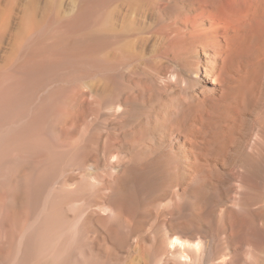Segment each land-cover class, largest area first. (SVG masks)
I'll use <instances>...</instances> for the list:
<instances>
[{"label": "bare ground", "instance_id": "6f19581e", "mask_svg": "<svg viewBox=\"0 0 264 264\" xmlns=\"http://www.w3.org/2000/svg\"><path fill=\"white\" fill-rule=\"evenodd\" d=\"M85 5L81 0L79 14ZM104 14L98 27L87 31L77 14L68 27L54 29L48 39L35 37L43 23L33 8L17 22L12 56L6 62L5 55L6 64H0V264H36V251H49L27 228L40 207L41 188L52 179L42 168L50 163L49 157L36 167L32 164L36 151L45 153L47 147L51 159L65 154L82 166L84 183L107 191L102 198L100 193L102 210L84 212L92 232L89 252L95 251L100 235L122 244L149 224L165 230L164 240L173 245L171 254L181 250L192 260L209 235L235 238L248 216L245 205L263 194L264 0H113ZM63 49L78 56L83 81H69L66 91L53 99L56 94L47 88L55 80L39 79L34 84L35 79L25 74L36 73ZM193 58L194 70L202 76L194 82H184L179 72L172 79L159 72L132 80L129 74L147 63L166 70L174 59H181V67L187 69ZM94 74V79H87ZM78 104L82 113L77 115L85 124L107 121L117 132L104 138V153H94V170L85 166L93 140L85 138L87 145L83 141L79 148L71 144L61 149L66 138L44 146L50 142L47 132L52 137L59 123L69 133L75 130L78 119L73 111ZM103 135H109L108 130ZM11 158L18 160L6 164ZM24 162L28 172L20 168ZM263 199L257 211L252 210L263 213ZM48 209L55 214L52 205ZM262 247L264 251V241ZM68 252L60 240L54 243L48 252L54 256L51 264H69ZM223 256L226 264L230 256L227 252ZM169 258L164 261L179 264Z\"/></svg>", "mask_w": 264, "mask_h": 264}, {"label": "rangeland", "instance_id": "374dc122", "mask_svg": "<svg viewBox=\"0 0 264 264\" xmlns=\"http://www.w3.org/2000/svg\"><path fill=\"white\" fill-rule=\"evenodd\" d=\"M80 1L81 0H0V26H2L1 31H0V36H1L0 37V41H1L0 42V64L5 65L7 60H9L12 56L11 46H13V44L16 40L15 34L18 32L17 30H19V23H20L19 21H21L25 10H28L29 8H33L35 11L36 19L37 20L42 19L41 21H42L44 27L42 29V26H43L42 25L41 28L39 30H37V32H39V33L41 31L40 34L35 32V37L48 39L49 35L52 34L54 29H56V28L65 29L66 27H68L69 21H71V19L77 14H78V19H79L78 23L82 21V24L80 25L82 27V30H84V31L95 30L98 27V19L100 17V14H104V13H105L104 15L108 14V12L111 9L113 0H103V2L100 3L99 5L97 4L96 0H86L85 8H84L83 12L82 13L80 12V14H79L78 8H79ZM17 22H19V23H17ZM7 23L10 25H7ZM14 23L18 24V25H15ZM2 35H3V37H2ZM45 43L48 44V41H45ZM59 53H62V54L57 56L56 59L45 61L44 64H42L39 68H37L36 73L33 71L31 72V71L27 70V72H26L27 74H25L29 79H33V78L35 79L32 81L34 84L39 79H42L41 81L47 80V78L55 80L56 83L54 82L53 84H51V86H48V88H47L48 91L50 90V92L53 96L56 94V97L53 99H57L59 97L57 95H61V94H63L64 91H66L67 86L69 85V81H72V82L74 81V82L79 83V84L81 83V81H83L82 78L80 77V64H79L78 56L75 54H72L73 52H71L70 49H63ZM5 55H8V56H6V62L4 61ZM191 61L192 62L190 65L193 64L192 65L193 67L191 66L192 68L188 67L187 69H183L181 67L182 60L181 59H177V60L174 59V60L168 62L169 64H168V67L166 70H163L162 68H161L162 69L161 70V69H159V67L154 66V64L151 65L150 63H147V64L143 65L144 69L142 68V69H139V71H135L133 73L131 72L129 74L131 76L132 75L134 76V77L132 76L133 78L131 77L132 80L136 76L138 77V78L136 77L137 79L144 78L143 76L145 75V73H148L145 76H148V75L149 76H151V75L157 76V74L159 72L162 75H166L168 78L172 79V78H175L177 76V72H179L180 76L183 77L182 80L184 82H194V80L196 78L201 80L202 79L201 74H197L196 71L194 70V69H196L195 62H194V61H196V59L193 58V59H191ZM140 74H142L143 76L141 75L142 76L141 77ZM130 75L128 76V78H130ZM95 76L96 75L94 74L87 79H89V80L94 79ZM136 78H135V80H136ZM44 82L45 81H43L42 83H44ZM29 86H30V84H29ZM38 94H39V92L37 90V95ZM40 94H41V92H40ZM27 97H28L29 103L33 102L32 93L29 94ZM32 106L34 107L35 105L32 104ZM79 107L81 108V105H79V104L76 106L77 109L74 107V111H73L74 115H75V113L77 115V112L80 113L82 111V108L80 111ZM77 116L75 118H77L78 120H75L77 123H76V126H74V128L76 127L77 129L76 128H75V130L72 129L73 133L70 131V133L72 135H70L69 131L64 130V125L59 123L58 125L55 126L56 131H54L55 129L53 130L54 133H53L52 137H50L51 134H49V132H47V136L45 138L48 140V142L49 141L50 142L45 144L44 146H48L49 144L52 145V143L53 142L56 143L57 140L58 141H64V138H66L65 139L66 142L64 141L65 145L60 147L61 149L62 148L65 149V147H67L69 145L71 146V144L74 145V147L79 148L80 146H82V144H84V143L86 144L87 140L88 141L93 140V141H90L89 143L87 141V143H88L87 160L88 161L86 163V159H85V164H86L85 166H87V168L90 170H94L95 159H96L94 153L96 151L98 154L104 153L106 150H105V148H103V146L101 144H104V142H105L104 140L106 138H109V136H110V138L113 135L115 136L117 132L115 133V130L110 129V127L112 128V126L109 125V123L107 121H105V123L104 122H92L91 124L87 125L84 123L83 120H81L82 115H80L81 116L80 119H79V114ZM50 117H51V114H50ZM47 118H48V114L45 115L44 119H47ZM80 122H82V125ZM106 123L109 126H107ZM103 124H105L106 126ZM101 126H102V129L104 128L103 130H101V128H99ZM107 127H108V129H107ZM95 129H96V131H95ZM97 129H99V130H97ZM106 129L108 130L109 135H103V132H105V133L107 132ZM109 129L111 131H109ZM87 130H89V132H88L89 134L87 133ZM90 132H91V134H90ZM65 134H67V136ZM79 134H80V136H79ZM60 135H62L63 137H61ZM84 136H86V137H84ZM88 136H89V139H88ZM83 138L84 139L86 138L87 140L86 139L84 140ZM99 140H101L102 142ZM83 141H84V143H83ZM80 143H81V145H79ZM55 146H57V144ZM91 146H93V147L90 148ZM104 147H105V145H104ZM94 149H95V151H94ZM106 149H107V147H106ZM41 151L42 150L36 151V155L34 154V157H32V159L33 158L35 159V161H33L34 163H32V164H34L35 165L34 167H36L39 165L40 162H42L41 161L42 158L47 157L45 160V161H47V159L49 157L48 162H50V163H47L46 166H43L42 168L44 169L45 172L52 174L50 176V177H52V179L47 186L43 187V190L41 188V192L44 191L43 192L44 194H42V201L40 203V207L36 211H34V215L29 218V222L27 221V223H28L27 228L29 230L31 229L32 231L35 232V233L33 232V237H34V235L35 236L38 235L37 236L38 238H35L36 241L41 242L43 245H45L49 250L48 252L51 251V247H54V243L56 244L60 240V244H63L64 251L65 252L70 251V252H68L69 259H70L69 264H72V263L73 264L74 263H78V264L82 263L83 264L84 262L86 264H91L90 259L91 258L93 259V257L96 260H100V261H98L99 264H104V263L105 264H160L162 260H163L164 264H170V263H167L164 261V260H166L165 258H167V257L171 258V260L169 258V260L171 262L173 260H175V261L177 260L176 262H179V264H182V263H184V264H188V263L189 264H223L222 260H225V258H226L223 255L226 252L230 256V260L226 259L228 261L226 264H240V263L241 264H245V263L246 264H259V263L261 264L262 261L264 260V251H263V247H262L263 241H264L263 236H262V234H264V212L263 213L255 212V210L258 209L259 205L262 204V202H263L262 199L264 198V191L262 192L263 194L259 196V198L249 201L250 202V203H248L249 206L245 205V207L248 209V211H246V214L248 213L247 214L248 216L247 217L245 216V221L243 223L244 225L241 228L239 234H237V236L235 238H231L226 234H221L220 237H217L213 234L209 235L205 239L204 244L200 245L199 254H197V256L194 257L195 259L192 258V260H190V258H188L184 254H182L181 250L176 251L178 253L175 252V254H171L170 249H171V246H173V245H171V241L169 239H167L168 241L164 240L165 230L162 227H155V226L152 227L149 224H146V226L143 224L142 227L143 228L146 227V228H144V229L141 228V230L138 229V233L136 235H133L132 237H130L131 239L125 241L126 242L125 245H123L125 243L124 241H123L124 243L121 242L122 244L118 243L119 241L118 242L116 241V244H117L116 245L115 242H109V241L104 240L103 237L100 235L96 241L97 246L95 248V251H92V249H91V251L93 253L92 254L91 251L90 252L87 251L89 248H91L90 247V240H91L90 236H91L92 232L89 231V228H88L89 225H87V223H85L87 221L84 220V214L87 213L86 209L87 210L89 209V212L91 210L93 211L95 209L102 210V207L98 206V202H100L99 200L103 197V195L107 191L99 192L100 189H97L92 183H88V185L86 183H84L83 178H82L83 177L82 176V172H83L82 166L80 167L78 165L79 163H77V161H74L71 158H67V156L65 154H60V157H58V160L56 159V157L59 156V154H55L54 159H51L49 147H47V151H45V153L41 152ZM101 151H103V152H101ZM37 152L41 155H39ZM43 155H44V157H42ZM10 160H11V162H10ZM17 160H18V158L17 159L11 158L8 160L9 162L7 161L6 164L13 165ZM3 162H2V164H3ZM23 164H24V166H23ZM23 164H22L23 167L20 166V168H22L21 170H24V168L29 165L28 163L26 164V162H24ZM3 165H5V163ZM106 167L109 168V166H106ZM106 167L105 168L103 167V168L105 170H108V168L106 169ZM24 171L28 172V169H26ZM26 172H24V173H26ZM91 184H92V186H91ZM53 188H55V189H53ZM100 193H101V198H100ZM89 194H90V196H89ZM20 197L21 198H19V201L23 202L24 196L22 195ZM55 199H57V201H55ZM49 202H52V204H50ZM96 202H97V204H96ZM35 204H34V208L36 207ZM42 204H44L43 207H42ZM51 205L54 207V210L56 211L55 214L53 213L54 211L49 214L50 211L48 208ZM55 205H56L58 210L56 209ZM57 205H59V206H57ZM165 205L167 207V202H165ZM250 205L253 207H251ZM93 208H95V209H93ZM252 208L255 210H252ZM58 211H59L60 215L58 214ZM80 213H81V215H80ZM257 213H260V214H257ZM51 214H52V216H51ZM82 217H83V219H82ZM251 217H253V218H251ZM40 218H42V219H40ZM42 220H44V221H42ZM51 221H53V222H51ZM262 221H263V223H262ZM37 222H38V224H36ZM40 226H41V228H39ZM32 227L34 230L32 229ZM82 227H83V229H82ZM41 230H43V231L41 232ZM160 230H161V232H160ZM73 231H75V232H73ZM88 231H89V233H88ZM149 234H151V235L149 236ZM145 235H148V236H145ZM143 236H145L148 239H146ZM100 239H101V242L99 241ZM138 239H140V240H138ZM128 241H130V242H128ZM119 244L121 245L120 247H119ZM158 250H160V252ZM48 252L40 254L39 251H36V253H35L36 262H37L36 264H51L53 262L54 256L50 255ZM217 252H218V254H217ZM90 253H91V256L88 255ZM173 255H175V256H173ZM89 257H90V259H89ZM163 257H164V259H163ZM231 257H232V259H231ZM234 259L236 261H234ZM102 261H103V263H102ZM232 261H234V262H232Z\"/></svg>", "mask_w": 264, "mask_h": 264}]
</instances>
